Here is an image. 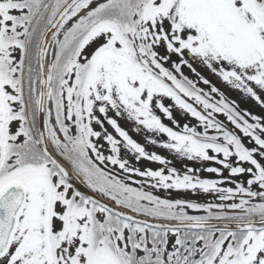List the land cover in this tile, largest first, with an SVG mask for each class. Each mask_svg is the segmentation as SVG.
Masks as SVG:
<instances>
[{
  "label": "snow or ice",
  "instance_id": "snow-or-ice-1",
  "mask_svg": "<svg viewBox=\"0 0 264 264\" xmlns=\"http://www.w3.org/2000/svg\"><path fill=\"white\" fill-rule=\"evenodd\" d=\"M197 64L264 105V0H0V264H264V120L242 114L220 88L198 87L182 70L210 85ZM174 108L202 130L163 123L157 110L179 127ZM120 117L137 132L167 134L162 147L181 158L214 161L232 177L250 178L218 187L232 181L134 168L122 147L137 161H171L146 151ZM106 162L155 181L150 188L212 192L220 203L161 198L145 190L148 180L132 187ZM73 178L115 207L77 190Z\"/></svg>",
  "mask_w": 264,
  "mask_h": 264
},
{
  "label": "rangeland",
  "instance_id": "rangeland-1",
  "mask_svg": "<svg viewBox=\"0 0 264 264\" xmlns=\"http://www.w3.org/2000/svg\"><path fill=\"white\" fill-rule=\"evenodd\" d=\"M50 51L49 50V56H48V61H50ZM173 59H177V57H173ZM167 66V65H166ZM196 68L197 72L200 73V76L203 78L209 79L211 81L210 85H205L203 84L202 80L199 79V77L196 76L194 72H192L190 69L187 67H184L182 70L185 73V75L189 76L190 79H193L194 81H198L197 86L203 88L206 92L209 91L211 86H216L220 88L221 92L224 93L225 97L229 102H234L235 106L237 108L242 109L246 113H250L251 115L259 116L261 117L262 120H264V105H262L260 102L256 101L254 98L246 95L240 90L233 89L230 85H227L225 82H223L219 77H217L215 74L211 73L210 70H208L206 67L202 65H194ZM219 95L215 94V99H219ZM262 99H264V96H262ZM165 104L166 105H171L174 102L170 100V98L165 99ZM174 115L179 114L182 118L179 121V127L174 121L168 120L167 116L163 115L159 110H157V114L161 115L162 122L165 123L167 126L172 127L174 129H179L183 131V124L188 123L190 126H196L198 127V130H202V128L199 126L198 121L195 120V118L191 117L190 115H185L181 110L178 108L173 109ZM101 119H103V114L97 113ZM109 116H114L113 112H109ZM217 119L221 120L223 123H225L228 127L229 131L235 130L234 125H232L229 121H227V118L223 114H216ZM250 118L251 116L248 115ZM118 123L121 125L122 128H124L126 131L129 132V135L136 140L138 143H140L142 146L145 147L146 151L149 153L155 152L158 155L163 156L165 159L171 161L170 164L168 165H161L159 162H153V161H148L145 159H141L140 161H137L132 154L128 153L126 149H123L121 151V156L128 159L129 163L132 167L134 168H139L141 170H160L161 168L165 169V172L167 174V169L169 168H176L177 172L182 176L183 174L187 173L190 175H193L194 177H198L200 179H211V180H216V181H232V182H224V183H219L217 186L218 187H236L235 182L239 183H244V181L250 176L248 175H241L237 177H232L229 173L228 170L223 169L221 165L215 163L214 161H200V160H187L184 158L179 157L176 153L173 151L162 147V144L164 142L168 141L167 134L163 133H150L146 129H143L141 127V130L137 132L135 128L137 125L133 122L130 121L124 117L117 118ZM250 123H254L255 121H249ZM18 126V125H16ZM14 126V127H16ZM104 126L105 128L108 129L109 133H111L113 136H115L117 139H120L122 141V137H119V134L115 132V129L112 128L111 125L107 124V121H104ZM93 127L95 130L100 131V125L94 124ZM112 129V131L110 130ZM214 130H211L210 133H212ZM241 137L243 142L247 147H256L254 141H251L250 138L248 137H243V134L241 133ZM155 139L158 141L157 144L153 145L150 140ZM98 144L103 145V148L101 151L104 152L105 155L110 154V145H108L107 141L104 139H100L97 141ZM52 147V151L64 161V163L67 164V162L57 154V152L54 149V146ZM210 155H215L214 153H210ZM233 162H235V158H232ZM68 165V164H67ZM107 169L114 172L115 174H118L120 176H125V177H130L126 182L130 184V186H139V184L135 183V181H142V180H148V183L144 185L145 190H152L155 192L154 194L158 195H164L165 198L169 199H188L191 200L192 202L196 203H202V204H216L220 203L218 199V194L216 193H203L202 190H197L195 194L191 193L190 190L184 191V190H175V189H170L166 190L160 187L156 188H150V184L155 183V181H151L148 178L145 177H140L138 175H135L134 173H124L123 170L119 169L118 166H113L109 162H106ZM243 166L248 167L249 165L247 163H244ZM71 171V167L68 165L67 166ZM209 167H216V168H221L223 175L221 176L218 173H210L207 172L205 169ZM188 169H198L196 172H188ZM254 188L256 186H253ZM166 190V191H165ZM99 194V193H98ZM100 195V194H99ZM102 198L104 196H101ZM105 199V198H104ZM239 199V197H237ZM108 201L112 204H114L113 201L109 200ZM256 202H259L258 200ZM225 203H231V201H226ZM189 214H196V213H202L203 215L206 214L207 212L205 210H196V209H187ZM213 211H219L218 209H213ZM175 241V235L173 233H169V245L173 244ZM171 250V249H169Z\"/></svg>",
  "mask_w": 264,
  "mask_h": 264
},
{
  "label": "water",
  "instance_id": "water-1",
  "mask_svg": "<svg viewBox=\"0 0 264 264\" xmlns=\"http://www.w3.org/2000/svg\"><path fill=\"white\" fill-rule=\"evenodd\" d=\"M175 131H181V130H178V129H174ZM182 132V131H181ZM53 155L60 161V163H62L67 169H68V167L62 162V160L58 157V156H56L54 153H53ZM69 170V169H68ZM69 172H70V170H69ZM72 183H73V185H74V187L77 189V190H79V191H81V192H83L84 194H86V195H90V194H88L87 192H85V191H83V190H81L80 188H78L76 185H75V183L73 182V180L71 181ZM91 196V195H90ZM93 197V196H92ZM94 198V197H93ZM104 203H106V202H104ZM110 205V204H109ZM110 206H114L115 207V205H110ZM123 211H126V210H124V209H122ZM126 212H128V211H126ZM128 214H130V215H136V214H134V213H130V212H128ZM137 218L138 219H144V220H148L150 223H156V224H163V225H166V226H173V227H175V226H179V223H171V222H162V221H157V220H153V219H148V218H144V217H142V216H138L137 215ZM213 223H217V224H220L221 222H218V221H213Z\"/></svg>",
  "mask_w": 264,
  "mask_h": 264
},
{
  "label": "bare ground",
  "instance_id": "bare-ground-1",
  "mask_svg": "<svg viewBox=\"0 0 264 264\" xmlns=\"http://www.w3.org/2000/svg\"><path fill=\"white\" fill-rule=\"evenodd\" d=\"M48 59V58H47ZM51 147V145H50ZM71 172V171H70ZM73 182L75 183V185L80 188L81 190L87 192L88 194H90L91 196H93L94 198H99L102 202H106L107 204L112 205L111 203H109L108 201L104 200L103 198H101L98 194L94 193L93 191H91L90 189H88L82 182H80L78 179L73 178Z\"/></svg>",
  "mask_w": 264,
  "mask_h": 264
},
{
  "label": "trees",
  "instance_id": "trees-1",
  "mask_svg": "<svg viewBox=\"0 0 264 264\" xmlns=\"http://www.w3.org/2000/svg\"><path fill=\"white\" fill-rule=\"evenodd\" d=\"M51 59H52V51H51V53H50V61H51ZM111 131H112V129H110ZM211 131V130H210ZM210 134H215V132L213 131L212 133H210ZM62 135V134H61ZM58 154V153H57ZM94 155V154H93ZM222 158V157H221ZM68 164V163H67ZM69 165V164H68ZM70 166V165H69ZM71 167V166H70ZM82 182H83V180L82 179H80ZM84 183V182H83ZM85 184V183H84ZM86 185V184H85ZM87 186V185H86ZM133 187H139V186H133ZM92 190V189H91ZM93 191V190H92ZM150 191H152V190H150ZM166 191V190H165ZM153 192V191H152ZM155 192H153V194H154ZM154 195H158V194H154ZM158 196H160L161 198H165L164 196H166V194H164V195H158ZM105 198H107V199H109L108 197H105ZM169 199V198H168ZM110 200V199H109ZM186 211H187V209H186ZM188 212V211H187ZM207 212V211H206ZM189 214V213H188ZM208 213H206V214H204V215H207ZM189 215H198V216H203V214L202 213H196V214H189ZM150 218V217H149ZM161 221H169V220H161ZM174 222H178V221H174Z\"/></svg>",
  "mask_w": 264,
  "mask_h": 264
},
{
  "label": "flooded vegetation",
  "instance_id": "flooded-vegetation-1",
  "mask_svg": "<svg viewBox=\"0 0 264 264\" xmlns=\"http://www.w3.org/2000/svg\"><path fill=\"white\" fill-rule=\"evenodd\" d=\"M242 114H245L246 112H244L242 109H240V108H237ZM245 118L246 119H248L249 121H252L251 120V118L248 116V115H246L245 116ZM45 119V117L42 115V117H41V126H42V124H43V120Z\"/></svg>",
  "mask_w": 264,
  "mask_h": 264
}]
</instances>
